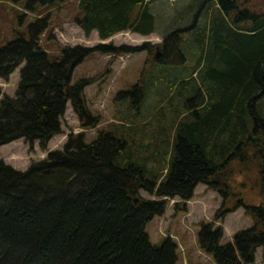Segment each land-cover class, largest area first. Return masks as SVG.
Listing matches in <instances>:
<instances>
[{
  "label": "trees",
  "instance_id": "1",
  "mask_svg": "<svg viewBox=\"0 0 264 264\" xmlns=\"http://www.w3.org/2000/svg\"><path fill=\"white\" fill-rule=\"evenodd\" d=\"M54 1L28 0V5ZM217 1L221 10H212L209 36L207 26L196 32L202 31V84L190 86V80L181 85L191 94L184 102L188 113L182 117L174 110L168 123H160L162 138L152 153L158 158L153 166L132 151L125 137L105 131L92 141L83 133L71 135L63 150L50 152L25 171L0 161V264H175L177 246L170 240L153 246L146 234L147 224L164 213L168 202L145 199L141 191L188 200L199 183H207L227 199L226 169L235 159L244 164L254 155L264 194V12L238 0ZM80 6L84 17L78 21L86 35L93 29L102 39L127 29L143 35L155 31L147 0H81ZM41 26H46L44 19L31 26L30 38L20 33L0 46V78L26 64L15 96L0 100V146L23 138L31 145L39 140L45 149L61 132L68 101L81 118L89 119L83 91L91 80L72 83V75L92 51L122 54L155 48L150 43L64 47L63 60L50 62L40 48ZM190 29L165 35L161 63H168L170 55L179 63L187 61L181 41ZM138 92L141 87L134 86L128 93ZM166 143L172 144V154L159 150ZM245 208L255 224L236 233L234 244L220 246L223 228L203 226L202 245L218 264H255L259 247L264 260V201ZM227 212L219 210L216 220Z\"/></svg>",
  "mask_w": 264,
  "mask_h": 264
},
{
  "label": "rangeland",
  "instance_id": "2",
  "mask_svg": "<svg viewBox=\"0 0 264 264\" xmlns=\"http://www.w3.org/2000/svg\"><path fill=\"white\" fill-rule=\"evenodd\" d=\"M251 1H253L255 10L264 12V0ZM59 2L60 0L56 1L57 4ZM203 2L204 0L197 3L195 0L154 1L151 6L153 5V12L156 15L158 33L142 36L126 32L118 34L110 40L102 41L98 34L95 35V31L94 36L92 34L87 37L75 21L76 16H79V0H67L64 8L53 10L54 13H50L51 16L47 20L45 16L50 10L47 4L39 3L35 7L31 5L27 8L28 0H0V46L16 39L19 32L24 35L28 34L30 25L39 19H44L46 26H41L42 28L37 34L41 36L42 50L49 54L51 62L59 61L63 57L58 42L65 46L80 45L82 47H93L98 43H109L111 40L117 45L124 42L131 46H139L146 41L159 44L167 32L178 28H191L197 24L199 19V26L208 27L209 16L206 12L205 15L203 13L205 11L202 6ZM200 10L196 21V15ZM195 29L184 33L185 37L193 35L192 38L186 39L187 43H184V48L189 54L188 61L184 66L154 64L150 54L144 51L123 55L119 59L111 57L109 54L91 53L82 61L83 63L76 66L72 80L73 83L83 78L91 80V83L84 89L85 107L89 119L81 118L69 103L62 119L63 134L52 139L48 150H61L68 137L73 134L85 132L90 140L96 136L98 131H116L117 135L125 136L132 146V151L140 155V159L147 165L153 166L157 163L158 158L152 153L157 151L160 146L162 134L159 125L162 121L168 123V120L174 115L168 106L173 104L171 108L175 109L178 99L182 96H185L184 101L189 99L185 91L187 87L179 88L175 95L173 91H176V88L169 91L172 80L176 74L187 72L189 76H195L194 72L202 71L198 64L202 55L199 48L202 31L195 33ZM26 37L28 38V36ZM24 65H21L11 75L10 80H0L2 93L14 95L19 83L20 71ZM107 67H110V73H107ZM158 79L160 83L156 86ZM197 81L196 77L191 85ZM137 83H140L144 90L134 95L129 94L128 92ZM143 93L146 95L141 112L135 115L136 110L134 108L130 110L129 106L133 101H140ZM137 104L140 105L138 102ZM159 111L161 112L159 113ZM133 116L135 117L132 120ZM94 123L95 126H93ZM167 149L170 151L171 147L166 143L159 150ZM32 151L29 150V144L23 139L7 143L0 146V161H5L6 164L18 171H25L33 162L45 159L43 157H46L48 153L47 150L42 149L39 140L34 142ZM226 172L228 173L227 183L231 186V196H233L229 199L235 200L238 197L250 205H260L264 201L259 160L254 155L244 164L235 159ZM143 195L155 199L146 193ZM221 198L209 184L199 183L193 196L187 202L180 203L181 209H175L177 201L180 202L181 199L170 200L169 211L153 218L146 227L151 244L162 247L166 240L172 237L178 246L176 264H217L215 257L199 242V234L202 232L201 224L212 223L213 228L222 224L224 239L222 238L221 242L223 244L232 242L238 231L247 229L253 224V220L248 217L244 207L238 208V206V209L230 213L224 222L214 223L213 214L221 206ZM228 205L230 206V204ZM256 256V262L262 263L261 248Z\"/></svg>",
  "mask_w": 264,
  "mask_h": 264
}]
</instances>
